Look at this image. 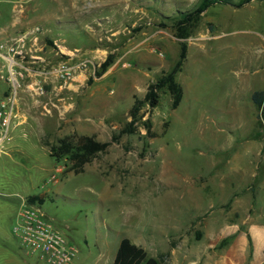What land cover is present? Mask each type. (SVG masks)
<instances>
[{
	"label": "rangeland",
	"instance_id": "374dc122",
	"mask_svg": "<svg viewBox=\"0 0 264 264\" xmlns=\"http://www.w3.org/2000/svg\"><path fill=\"white\" fill-rule=\"evenodd\" d=\"M239 1L212 5L180 38L181 13L199 0H0V96L12 90L5 57L23 73L22 123L0 154V264H50L13 232L24 200L78 248L77 264H112L120 237L150 231L154 247L169 239L177 250L162 264H181V239L208 228L223 248L242 235L264 248V119L252 98L264 91V0ZM182 41L180 104L160 89L135 131L113 141ZM82 135L112 143L84 164L51 155L59 139Z\"/></svg>",
	"mask_w": 264,
	"mask_h": 264
},
{
	"label": "trees",
	"instance_id": "16d2710c",
	"mask_svg": "<svg viewBox=\"0 0 264 264\" xmlns=\"http://www.w3.org/2000/svg\"><path fill=\"white\" fill-rule=\"evenodd\" d=\"M252 0H240L237 2L238 6H242ZM220 0H199L198 5L191 11L181 13L179 29L183 30L179 33L180 38L189 36V32H184L182 24H192L197 22L202 13L205 12L212 5L219 3ZM229 3V2H225ZM188 54V44L186 41L180 43L179 58L172 68V70L162 75L157 82L151 83L144 96L143 100L136 99L133 107L130 110L132 121H130L119 134L113 136V141L118 140L120 135L125 133H133L135 131L134 122L138 119L139 111L143 104L148 103L151 107H156L159 104L160 94L159 90L166 88L172 96V105L177 107L183 98V87L176 81V75L182 71L184 62ZM114 62V54L109 53L106 59L101 63L95 75L100 77L106 72L108 67ZM93 81V77L89 78V83ZM254 103L261 110L260 116L264 119V91H255L252 95ZM150 128V127H149ZM112 141H99L93 136L82 135L74 141L73 136H67L59 139L57 144L50 146L51 155L60 161L65 155L80 159L84 164L92 159V157L100 151H105L111 145ZM78 170V169H76ZM30 202L36 200L42 202L43 197L30 196ZM113 264H160V261L154 257H150L147 251L134 243L129 237L124 236L121 239L115 260Z\"/></svg>",
	"mask_w": 264,
	"mask_h": 264
},
{
	"label": "built area",
	"instance_id": "2783aa9c",
	"mask_svg": "<svg viewBox=\"0 0 264 264\" xmlns=\"http://www.w3.org/2000/svg\"><path fill=\"white\" fill-rule=\"evenodd\" d=\"M5 58L9 60L12 90L9 94L0 96V154L11 144L12 131L22 123L23 116L17 97V91L21 87L18 76L23 77V73L15 69L18 62L14 58ZM43 91V87H38L37 92ZM13 232L24 246L48 263L77 264L78 248L47 219L40 207L27 204L26 200L16 218Z\"/></svg>",
	"mask_w": 264,
	"mask_h": 264
},
{
	"label": "crops",
	"instance_id": "0c3cea01",
	"mask_svg": "<svg viewBox=\"0 0 264 264\" xmlns=\"http://www.w3.org/2000/svg\"><path fill=\"white\" fill-rule=\"evenodd\" d=\"M0 69L1 71L6 69V64H3L2 68L0 65ZM258 153L264 154L263 144L260 145ZM0 195H4L3 192L0 191ZM250 230L255 238L260 236L258 231L252 229V226H250ZM199 234V238L181 239V264H264V248L259 245H250L247 238L243 235L240 238H235L233 242L223 248L221 246V237H216L214 230L208 228L206 231L199 232ZM233 234L235 236L240 235L238 231ZM122 238L120 237L119 245ZM129 238L137 245L143 247L150 257L158 259L160 264H162V258L171 263V259L177 253V250L170 246L169 239L165 240L164 247L158 249L154 247L153 243L157 242L158 235L156 233L153 235L152 231L145 233L144 240ZM148 238L151 245L150 248L148 246ZM118 248L112 258V264Z\"/></svg>",
	"mask_w": 264,
	"mask_h": 264
}]
</instances>
